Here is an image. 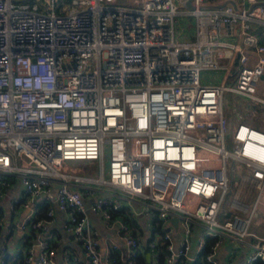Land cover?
<instances>
[{"label": "built area", "instance_id": "1", "mask_svg": "<svg viewBox=\"0 0 264 264\" xmlns=\"http://www.w3.org/2000/svg\"><path fill=\"white\" fill-rule=\"evenodd\" d=\"M185 1L0 0V197L12 180L20 191L7 223L0 212V239L19 233L25 264H53L44 235L53 201L80 252L66 250L60 264H117L115 243L99 254L87 209L121 236L122 264L139 253L149 264H187L204 247V260L219 264L227 244L229 258L234 244L246 246L239 264H264V234L250 229L264 219V120L251 122L263 116L255 106L264 107V44L252 29L264 20L243 6ZM179 17L192 19L190 37ZM201 70L224 73L202 82ZM226 93L246 100L248 120L243 110L228 125ZM230 177L233 213L217 220ZM120 211L147 218L150 230L156 218L161 233L142 244Z\"/></svg>", "mask_w": 264, "mask_h": 264}, {"label": "crops", "instance_id": "2", "mask_svg": "<svg viewBox=\"0 0 264 264\" xmlns=\"http://www.w3.org/2000/svg\"><path fill=\"white\" fill-rule=\"evenodd\" d=\"M228 1L229 0H202L200 5L202 8H214V7L223 6L225 4H230ZM184 5L187 6L186 1ZM235 6L236 8H241L243 6L245 7V10L251 16L264 20V2H255L251 4H244V5H241L240 3H235ZM185 25L186 27L185 28L183 27L184 28L183 30L185 31L186 29L185 32L187 33V34L185 33V36L190 37L192 34V24L191 22L187 21ZM262 26L264 27V25ZM223 38L235 41L236 34L233 33L232 35L223 36ZM262 77H264V75H262ZM225 116L228 121V125H231L232 123L235 122L234 120L231 121L227 114H225ZM19 192L20 191H19L17 182L15 180H12L11 183L6 188L5 193L0 197V212H5V222L10 219L9 218L10 215L7 210L9 200L12 197L18 195ZM51 195L53 196V191ZM83 201H84L85 206H88L90 202V198L85 197ZM37 203H38V200L33 199L30 201V204L27 208L15 206L16 210L14 212L15 213L14 217L15 216L21 217V216L28 214L30 211L34 209V207H36ZM50 206L52 208V216L49 219V222L47 224V230L44 233V235L45 234L50 235V237H52L53 239L52 243L54 247L53 249L55 251L54 256H53V264H60L62 261V255L66 250L68 249L78 250V249L75 243L67 241L64 236L62 224L65 220V214L62 211L57 209L54 201L51 203ZM258 212H260V214L263 213L261 210H259ZM86 215L88 218V223H89L91 233L96 239L97 249L99 251V254L103 256L106 252L109 251V247L111 246V244L115 243L116 248L114 249V251H111V252L116 254L117 260L121 262L122 264L121 257L124 252V244L122 242L121 236L116 232L114 226L106 224L101 219L99 214L96 212H92L87 209ZM133 221L136 223L135 226H133L132 228V231L135 232V237L142 244H145L151 234V230L149 227L150 224H149L148 219L144 218L141 215H138ZM250 229L258 233L264 234V219H263L262 225L257 226L255 224H251ZM153 235H155V233H153ZM4 236H2V238L0 239V246L4 245L7 251L15 252L21 247V241H20L21 236L16 231L14 230L11 232L9 231V234L4 235ZM228 250H229V247L226 248V246H223V248L219 249L218 254H217L219 264H230L231 262L239 264L243 261L244 257L248 253L246 246L241 245V244L233 245V254H231L233 255L232 258H229L230 254H228ZM33 252L34 254L37 252V247L33 248ZM77 252L80 253L79 250ZM82 264H85V263H82Z\"/></svg>", "mask_w": 264, "mask_h": 264}, {"label": "rangeland", "instance_id": "3", "mask_svg": "<svg viewBox=\"0 0 264 264\" xmlns=\"http://www.w3.org/2000/svg\"><path fill=\"white\" fill-rule=\"evenodd\" d=\"M179 23H176L179 27L181 28H185L186 27V22H191L192 20L190 19V17H179L177 20ZM223 70H201L199 72V77L200 80L202 82H212V83H218L220 82L222 76H223ZM226 85H230L232 84L231 82V78L228 77L227 81H225ZM247 106V102L245 99H243L242 97H238L236 94H228L226 93L224 95V99L222 101V107L224 110V113L227 114L229 116V119L231 121H237L241 118V115L243 114V110L245 111V114L243 115V118L245 120L249 119V115H248V110H246ZM255 110L256 112H260L261 110H263V116H261L260 114H255L253 115V118L251 119V122L253 124L256 125H261V121L264 120V107L260 106V105H256L255 106ZM103 153H104V160H106V148L103 149ZM105 163V161H104ZM235 191V187L233 186V179L230 177L229 181H228V193L225 196L224 202L222 204L221 207V211L222 213H220L217 216V220H221L223 218H225L228 215H231L233 213V207H228L226 202L228 199V195L233 196V192ZM238 195V194H237ZM239 198L241 199V197L239 196ZM248 197L246 196L245 199H247ZM229 208V211H227V209ZM232 211V212H231ZM263 211V210H261ZM226 216H224L225 214Z\"/></svg>", "mask_w": 264, "mask_h": 264}, {"label": "trees", "instance_id": "4", "mask_svg": "<svg viewBox=\"0 0 264 264\" xmlns=\"http://www.w3.org/2000/svg\"><path fill=\"white\" fill-rule=\"evenodd\" d=\"M60 1V0H58ZM62 1H67V0H62ZM252 31L256 34L257 39L260 43L264 44V27L262 25H255L254 28L252 29ZM259 126V125H257ZM45 209V205L41 204L38 207V211L36 216L39 217L42 215V213L44 212ZM117 214L121 215V218L123 220L124 223H126L129 227L133 228V226H135V222L133 221V219L129 216L126 215L125 212L120 211ZM156 220V218H154ZM152 221V223L155 225L153 227V229L151 230V234L150 237L153 235V233H161L160 227H159V222L158 220H154ZM5 237V236H4ZM149 237V239H150ZM26 239V238H25ZM212 240L211 237H206V242L207 244L210 243ZM158 262L161 263V259L163 257V255L165 254L164 251V246L163 244L158 245ZM206 250V247H204L203 250L199 251L198 253H196L194 259L192 261H190L187 264H209L204 260V252ZM111 255H113L114 257L116 256L115 253L110 252ZM0 258L2 259V263L3 264H25L23 262V255L22 252L20 250H17L15 252H9L3 248L0 249ZM117 264H121V262H116ZM134 263L135 264H149V262H147V259L144 255L136 254L134 256ZM180 261L179 260H175V264H179ZM253 264H257V262H253Z\"/></svg>", "mask_w": 264, "mask_h": 264}, {"label": "water", "instance_id": "5", "mask_svg": "<svg viewBox=\"0 0 264 264\" xmlns=\"http://www.w3.org/2000/svg\"><path fill=\"white\" fill-rule=\"evenodd\" d=\"M190 1H191V0H186V4H187V6H189V7H191V3H190ZM228 2L231 4V6L233 7L234 10L239 11V9L236 8L235 3H234L232 0H229ZM234 63H236V59L234 60ZM170 221H171L172 225L175 227V225H176V218H175V217H172V218H170ZM228 247H229V246H228V244H227L226 248H228Z\"/></svg>", "mask_w": 264, "mask_h": 264}]
</instances>
